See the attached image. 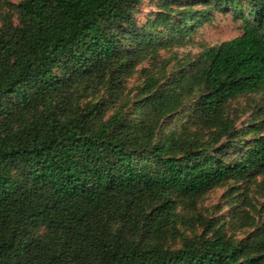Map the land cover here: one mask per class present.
Wrapping results in <instances>:
<instances>
[{"label":"trees","instance_id":"obj_1","mask_svg":"<svg viewBox=\"0 0 264 264\" xmlns=\"http://www.w3.org/2000/svg\"><path fill=\"white\" fill-rule=\"evenodd\" d=\"M141 1L23 0L1 19L0 264H264L261 230L237 244L213 222L179 248L166 242L179 203L264 175V135L243 139L264 124L242 133L224 115L238 96L264 93V0H245L243 34L205 49L175 81L196 97L203 127L218 129L207 142L160 127L178 108L174 91L144 102L138 123L123 107L105 119L107 102H84L141 60L122 48Z\"/></svg>","mask_w":264,"mask_h":264},{"label":"rangeland","instance_id":"obj_2","mask_svg":"<svg viewBox=\"0 0 264 264\" xmlns=\"http://www.w3.org/2000/svg\"><path fill=\"white\" fill-rule=\"evenodd\" d=\"M22 1L7 0L0 12V21L4 16L14 14L11 4ZM203 1L142 0L131 11L136 29L134 32L129 29L131 35L126 37L128 41L122 45L124 52H139L141 60L126 71L122 81H114L113 86L104 83L95 97L85 98L84 102H107L105 119L123 107V111L126 110L130 115L129 121L138 123L149 115L150 110L146 107L152 106L145 103L151 97H161L174 91L173 94L177 92L175 98L178 108L159 121L160 127L163 126L168 134L176 132L186 140L213 141L218 129L203 127L202 119L196 114V97H192L188 89H179L175 81L181 78L182 73L189 69L205 49L240 37L243 34L244 19L237 13L243 12L248 19H252L253 8L245 0H241L237 12H233L232 6H229L230 0L220 8L206 6ZM182 13H188L186 19ZM168 14L172 17L168 26L161 21L158 28H151L160 15ZM185 20L186 31L182 24ZM134 33L136 39H133ZM149 37L156 41L149 40ZM146 38L149 44L143 49L141 45ZM147 87H152V91L147 92ZM140 103L143 109L137 112ZM173 103L172 99L171 105ZM224 115L226 121L234 122V128L242 133L264 124V93L238 96L226 105ZM259 135H264V130L252 131L243 139ZM163 140L161 137L157 139ZM223 143H226V139L222 140ZM177 221L179 232L166 239L167 244L174 248L182 246V239L204 236L207 224L213 222H217L219 227L225 226L228 237L237 244L249 239L258 231H264V175L251 182L231 181L199 198L194 204L187 201L179 203Z\"/></svg>","mask_w":264,"mask_h":264}]
</instances>
